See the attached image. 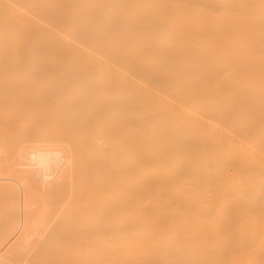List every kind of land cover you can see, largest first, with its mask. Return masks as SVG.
Wrapping results in <instances>:
<instances>
[{
    "label": "bare ground",
    "instance_id": "1",
    "mask_svg": "<svg viewBox=\"0 0 264 264\" xmlns=\"http://www.w3.org/2000/svg\"><path fill=\"white\" fill-rule=\"evenodd\" d=\"M0 59L9 62L1 60L5 64L2 68L8 70V65L14 64L19 73L27 67L26 64L31 69L35 67L36 74L40 76L44 69L38 70L37 67L49 65L46 70L56 67L53 69L56 71L55 77L49 75V69L43 72H48L46 76L51 77L40 79H43L46 87L51 83L49 89L55 87V92L52 89L49 92H60L56 93L57 98H53V101L51 99L52 102L46 98L49 105L55 101L50 105L51 108L46 104L53 113L52 117H48L50 120L45 119L47 124H44V120L38 121L36 117L38 125L33 117L35 122L32 123L40 126L41 122L43 127L50 124L54 127V124L57 130L53 132L54 135L51 133V140L50 134L45 137L42 127L38 129L40 133L37 130L35 136L33 134L41 140L24 158L27 163L21 164L23 175L13 176L15 171L11 170L13 166L8 169V162L16 155V151L13 153L10 149L12 151L7 153V146L5 148L1 145L9 160H4L3 154L4 158H0V161L2 165L4 161V167L8 165L6 170L12 171V177L10 174L5 177L8 174H4L7 172L4 169V175L0 173V188L1 185L18 183L27 189L28 180H34L39 188H48L50 193L55 191L52 194L48 192L49 196L43 195L51 199H58L56 193L64 191H67L64 192L65 202L70 200L69 203L73 204L76 197H82V203L80 198L76 200L79 203L74 202L73 211L69 209L72 204L66 205L61 199L62 204L59 199L52 200V211H55L57 218L65 221L81 210L86 213L93 197L101 196L103 204L109 203L107 207L110 208L107 210H112L114 214L109 211L108 214L114 216L117 220L114 225L117 223L116 228H119L117 264H264V212L261 211L264 204L261 206V200L252 199L257 194L259 199L264 200V0H0ZM10 59L28 61L13 62ZM45 59L78 61H41ZM58 67H62V70ZM31 69L27 80L39 76L35 73L31 76ZM1 74L2 79L6 74ZM3 82L4 79L0 81L4 86ZM8 84L4 86L5 93L13 87L10 88ZM0 86L3 90V86ZM18 88L20 91L22 87ZM29 91L33 93V90ZM29 93H26L28 97ZM7 95L11 94H6L5 99L2 92L0 94L1 101L7 100L3 101L7 105L0 103L4 108L11 106L9 101H15V98L12 99L14 93L12 96ZM17 95L21 96V93ZM22 98L18 100L20 102H15L17 106L22 109L25 108L24 103V106H30L28 101L22 100L23 103ZM34 100L41 101V98L38 100L34 97ZM41 110H44L45 115L49 109ZM23 112L27 113L26 108L21 111L22 120L17 128L22 127L25 120L26 124L29 122L27 125L30 124L27 117L29 114L26 116ZM6 113L9 112L6 110ZM10 113L1 116L0 120L5 116L10 120ZM33 113L32 116L36 114ZM60 122L65 127L64 132L63 127H60L62 131L58 128ZM3 128L7 136H2L4 130L0 128L3 130L0 143L9 138L7 127ZM41 131L44 133L43 138ZM61 132L64 133V139ZM90 133L93 139L89 137ZM13 136L15 134H10L11 138ZM78 141L83 143L81 148L86 144L87 148L83 149L87 152L89 150V153L78 148ZM14 143L11 140L8 145H18ZM79 149L85 152L86 161L92 160L97 153L106 152V158L103 153V156L99 154L95 157L100 161L95 164L98 163L99 167L95 168H98L96 173L90 168L93 166L92 161L89 167L84 162L87 165L85 168H89L87 171L91 170L89 173L81 169L77 172L75 164L83 157L78 156ZM18 167H21L20 164ZM235 167L240 171V177H235L237 182L233 180L235 174L228 170ZM94 173L97 175L96 181L92 179ZM90 178L94 184L97 182L95 187L93 183L90 184ZM61 187L67 189L57 192ZM4 202L0 203V210L6 214V210L1 208ZM59 204L68 208L63 205V210H59L62 213L56 214V208L61 207ZM76 204H82L81 210ZM106 205H103L104 211ZM84 207L87 209L84 210ZM255 212L262 215L259 214L257 218L253 214ZM49 213L36 218L34 224L30 221L33 218L27 217L32 223H25V229L22 227L20 233L10 227L4 228L0 253L1 250L4 252L9 249L12 259L9 252H2L4 256L0 254V261L3 260L1 264H11L13 262L10 260L17 259L15 257L19 254L22 256L33 232L34 239L38 235V244L50 239L48 233L53 230V222ZM68 223L64 222L63 227L70 225ZM28 224L31 229H26ZM9 229L14 242L8 234ZM29 229L32 234L29 233V239L24 241L27 246H19L22 239L16 245L18 235L21 232L25 235L24 230ZM109 231L106 233L110 235ZM109 235L106 237H111ZM8 238L12 244L9 243L11 246L4 249ZM49 239L50 245L47 243V248L54 244ZM83 240L82 236L80 241ZM100 240L106 242L107 239L104 237ZM15 245L21 249H17L19 252L15 251L14 256L11 249L14 250ZM78 245L74 243L73 247L68 246L72 247L69 252L72 251L74 255L76 252L73 250L77 251L79 258L86 253L85 258L89 256L91 252H87V247L85 253V250L81 251L82 245V248ZM102 245L97 250L102 251ZM106 246L112 247V243ZM46 250L43 254L35 250L34 255L39 254L37 258L42 264H51L44 259L46 254L54 260L52 264L58 262V259L55 260L58 254H54L58 251L50 255V249ZM26 251L28 249L25 255ZM27 254L28 257L32 256ZM94 254L97 255V252L93 251L91 256ZM100 254L97 255L99 261L95 255L87 260L96 261V258L97 264L104 262ZM18 259L14 264H26ZM106 260L104 263H107ZM34 264L39 262L35 261Z\"/></svg>",
    "mask_w": 264,
    "mask_h": 264
},
{
    "label": "rangeland",
    "instance_id": "2",
    "mask_svg": "<svg viewBox=\"0 0 264 264\" xmlns=\"http://www.w3.org/2000/svg\"><path fill=\"white\" fill-rule=\"evenodd\" d=\"M1 60H2V62H5L6 60H4L3 61V59H0V66H1V68L3 67V66H5V64L3 63L2 64V62H1ZM7 60H9V59H7ZM10 60H12L13 62L14 61H18V62H20V61H28L27 59L25 60H22V59H20V61H19V59H10ZM35 60V59H34ZM34 60H32L31 62H33ZM12 61H10L11 63H12ZM30 61V60H29ZM38 61V60H37ZM36 61V62H37ZM41 61H45V62H49V61H78V60H66V59H55V60H41ZM7 63H9L8 61H6ZM5 62V63H6ZM35 62V61H34ZM24 64H25V62H24ZM24 64H23V67H24ZM9 67L7 68L8 70H5V68H2V70L4 69V72H1L2 70L0 69V74L1 73H4V75H5V77H2V79H1V77H0V81H3V79H4V82H5V80L7 79V83H9L8 84V86L10 87V86H13L12 88H11V90L9 89V88H7V89H9L10 90V92H8V93H10L11 95H7V96H12V93H14V95H13V97H12V99L13 98H15V101L13 100V102H8V103H10L9 105H11V106H5V108L4 107H2V105H0V108H1V110H0V118H1V116H4V114L6 115L7 113H6V110H7V112H12V113H10V115H11V118L13 119V120H11V118H10V120H8V119H6V118H8L7 116H5V117H2V120H0L1 122H0V124L1 125H3V127H7V129L8 130H6V132H9V138H6L5 139V141H4V143H3V141L0 143V148L2 149L3 147H5V146H7V149H6V151H7V153H8V151L10 150V149H12L13 150V153H14V151H16V155L14 154V156H12L11 158H10V160L12 161V158L13 157H15L14 159H13V161L11 162V161H7L8 163H10V164H8L10 167H8V165H7V167H8V169L9 168H12V166H13V169H11V170H13V171H15V172H13V176H20V175H23L22 174V172H21V170H23V166L21 165V164H25V163H27V160L26 161H24V158H26L27 157V155H28V152L36 145V144H38L39 143V141L41 140L40 139V137H38L37 138V135H36V137H34L35 136V132H37V130L40 128L41 129V127H42V130L44 131V133H45V137H47L49 134H50V136H49V138L50 137H53V136H51L52 134H53V132H56V128H55V125L53 124V126L54 127H52V125H51V127H50V125L49 126H47V127H43L44 126V124H47V122L45 121V119L46 120H50V119H48V117L51 115V117H52V114L53 113H51L52 111H51V107H50V105H52L53 103H55V101L51 104L50 103V105H49V103L47 102V100H46V98H49L48 100L49 101H51V99H52V101L55 99V98H57V94H60V92L59 91H57L55 94H56V97H55V94H54V92L56 91L55 90V87H53V88H51L50 87V89H52V90H54V92L53 91H48V90H50L49 89V85L51 84L50 82L48 83V81H46V83H48L47 85V87H48V89H47V87L44 85V81H43V79H45V76H46V74H48V72L46 73V72H43V71H47V70H51L52 69V72L49 70V73H51V74H49V75H51L52 77H55V72L56 71H54L55 69L54 68H56V67H51V68H49V69H47L46 70V68H48V66L49 65H47L46 67H45V65L44 66H42V67H37V69L39 70V69H44V70H40L42 73V75L40 76L39 74H36L37 73V71L35 72V70H34V68H33V66H32V69H31V67L29 66V65H25V66H27V67H25V68H23L24 70H20V73L22 74V72L24 73V75L22 76V75H20V73H19V71H18V68H16V66L14 65V64H12V65H8ZM21 66V65H20ZM6 67H7V64H6ZM13 67H15V68H13ZM17 67H19V66H17ZM27 68V69H26ZM31 69V71H33L32 73H31V76H33L32 74H34L35 73V75H39L38 77H36V79H34V77L33 78H31L30 77V79H28L27 80V77L29 78V76H30V74H29V70ZM58 68H60V70H62V67H58ZM54 69V70H53ZM57 69V68H56ZM64 69V68H63ZM9 70H11V72H9ZM14 70V71H13ZM26 70V71H25ZM59 70V69H58ZM22 71V72H21ZM54 72V73H53ZM8 73L10 74V76L8 75ZM45 73V74H44ZM28 74H29V76H28ZM54 74V75H53ZM2 75V74H1ZM3 75V76H4ZM44 75V76H43ZM7 76V77H6ZM51 76H46V78H50ZM43 78L42 80L40 79V78ZM10 78V79H9ZM15 81H14V80ZM18 79H20L21 81H19ZM31 79H33V82H31L32 80ZM40 79V80H39ZM14 81V82H12V81ZM47 80V79H46ZM54 79H52V80H50L49 79V81H53ZM10 81V82H9ZM17 81H19V82H21L22 83V81L26 84L25 86H24V83H22V85H20V83L18 82V84H17ZM38 81V82H37ZM55 81V80H54ZM3 82V83H4ZM5 82V84L7 85V83ZM30 82V84H28V83ZM33 83H34V85H33ZM36 83V84H35ZM2 86H3V84L2 83H0ZM5 84H4V86H5ZM15 84V85H14ZM38 85H40V86H38ZM4 86H3V90L1 89L0 90V94H1V92H2V96H4L5 97V95L6 94H8V93H5L6 92V90L4 89ZM8 86H6V87H8ZM19 88H18V87ZM31 88H30V87ZM24 89V90H22V88ZM32 87H33V89H32ZM17 88L18 89H20V91H18L17 90ZM5 90V91H4ZM13 90V92L11 93V91ZM29 90H33V93H34V91L36 90V91H38L37 93H39V96H40V98H41V101L39 100L40 98H39V96H38V94L36 93V91H35V94L34 95H31V94H33V93H29L30 91ZM49 92H47V91ZM15 91H16V93H15ZM21 93V96L20 95H17V94H20ZM28 92L29 93V95L31 96H29L28 97V95L26 94V93ZM5 93V95H3ZM47 95H49V96H47ZM52 93L54 94V96L52 95ZM37 94V96H35ZM25 95H27V96H25ZM46 95V96H45ZM20 96V97H19ZM33 96V97H32ZM1 97V96H0ZM19 97V98H18ZM21 97H23L22 99H21V101L23 100V101H28L27 103L30 105V106H32V107H30V106H24V104H23V108L25 107L26 108V114H29L28 116L25 114V112H23V115L25 114L27 117H28V121L30 120V124L29 125H27L26 124V118L24 117V116H22V118H25L24 120H25V122H22V123H25V124H23V126L21 127L20 126V128H17V126H19V124L18 123H20L19 121H20V116L22 115L21 114V111H25V108L24 109H22V108H20V107H18L17 106V104L16 103H18V102H20V101H18ZM25 97V98H24ZM34 97H35V99H38L39 101H37V100H34L35 101V103H34V101H33V99H34ZM38 97V98H37ZM51 97V98H50ZM3 98V97H2ZM11 98V97H10ZM32 98V99H31ZM54 98V99H53ZM1 99V98H0ZM5 99H7V97H5ZM12 99H10V100H12ZM31 99V100H30ZM8 100H9V97H8ZM3 101H7V100H3ZM3 101H1L0 100V103L2 102L3 104H5ZM37 101V102H36ZM51 101V102H52ZM16 102V103H15ZM22 102H21V104H22ZM1 103V104H2ZM12 103V104H11ZM40 103L41 104H43V105H40ZM20 104V105H21ZM46 104H48L49 105V107L50 108H48L47 107V105ZM5 105H7V104H5ZM19 105V104H18ZM19 105V106H20ZM26 105V104H25ZM34 105H35V107H34ZM4 106V105H3ZM22 106V105H21ZM45 106H46V108H45ZM38 107V108H37ZM39 107H40V109H39ZM10 108V109H9ZM27 108H30L29 110L27 109ZM32 108V109H31ZM33 108H35V109H33ZM39 109V111L37 110V109ZM41 108L42 109H49V110H46V111H48L49 113H51V114H49L48 112H46V114L44 115L43 114V112H44V110H41ZM5 109V110H4ZM21 110V111H20ZM30 110H31V112H30ZM33 110H35V113L37 114H35V113H33L34 111ZM3 111L5 112V113H3ZM40 111H42V113L40 112ZM2 112V113H1ZM8 113V114H9ZM32 113H33V115L34 116H32ZM7 114V115H8ZM41 114V116H38V115H40ZM43 116V118H38V117H42ZM10 117V116H9ZM33 117H35L34 119L36 120V117H37V119H39L38 121H45L44 122V124L42 125V123L40 122V126H38L39 125V122H37V120H36V122L38 123V125H37V123H32V121L33 122H35V120H33ZM6 119V120H5ZM52 119V118H51ZM22 120V119H21ZM2 121H4V122H2ZM11 122V123H10ZM13 122V123H12ZM4 123H6V125L4 124ZM34 124V125H32V124ZM14 124H15V126H14ZM62 124V122H60V124H58V125H60L59 127H58V125H56V127H58L59 128V130L60 131H62L61 129H62V127L64 126V125H61ZM0 125V128H2L3 130H4V128L2 127ZM11 125H13V127H15V128H17V129H15V128H13L12 129V126ZM22 125V124H21ZM26 128H25V127ZM33 126H36L35 128L33 127ZM91 126V125H90ZM10 128V130H9V128ZM29 127V128H28ZM60 127H61V129H60ZM92 127V126H91ZM37 128V129H36ZM45 128H46V130H45ZM48 128V129H47ZM64 128L65 127H63V131L62 132H64L65 130H64ZM81 128H82V125H81ZM2 129H0V140L2 139V136H7V133H5V130H4V134L2 135V133L1 132H3V130ZM19 129H22L23 130V132H24V130H25V134L20 130L19 131ZM31 129V130H30ZM53 129H55V131L53 130ZM17 130V132H14V131H16ZM28 130V131H27ZM49 130L51 131V132H49ZM39 131V133H40V130H38ZM43 131H41L42 133H41V136H42V134H44L43 133ZM47 131V132H46ZM21 132V133H20ZM62 132H61V137L64 139L65 137H63L64 136V133L62 134ZM16 133H17V135L18 136H16ZM38 133V136L40 135ZM48 133V134H47ZM52 133V134H51ZM10 134H11V136H12V134L14 135L15 134V137H17L18 139L16 140L15 139V137L14 138H11L10 137ZM29 134V135H28ZM33 134H34V136H33ZM2 135V136H1ZM27 135H28V138H29V140L27 141L26 139V137H27ZM32 135V137H30ZM47 135V136H46ZM54 135V134H53ZM92 135V133H90V135H89V137H93V136H91ZM94 136H95V134H94ZM34 137V138H33ZM44 137V139H47V138H45ZM31 138V139H30ZM42 138H43V136H42ZM89 139V142H91L90 140H92V139ZM43 139V140H44ZM52 138H50V140H51ZM4 140V139H3ZM7 140H9V141H7ZM12 140V143H14V140H15V143L16 144H18L17 146H15V145H13V144H11V145H8V142H10ZM31 140H32V144H31ZM48 140V139H47ZM6 141H7V145H5L6 144ZM29 141H30V143H29ZM79 141H81V140H79ZM79 141H78V144H79V146H78V148H81V146L83 145V143H79ZM82 142V141H81ZM85 142L87 143L88 142V140H85ZM89 142H88V144H89ZM14 143V144H15ZM1 145H4L3 147L1 146ZM81 145V146H80ZM90 145V144H89ZM14 146V148H12V147ZM91 146V145H90ZM90 146H88V147H90ZM20 147V148H19ZM84 147H85V149L87 148V146H86V144H84ZM83 147V148H84ZM6 148V147H5ZM83 148H81V151H85L86 153H89V150H88V152H87V150H84ZM92 148V147H91ZM1 149H0V151H1ZM12 150H10V151H12ZM20 150V151H19ZM3 151V152H2ZM2 151H1V153H2V155H0V158H1V160H3V158H4V156H5V158H4V160L5 159H7V160H9V156L6 158V156L8 155V154H4L5 153V151L2 149ZM22 152V153H19V152ZM80 151V149H79V151L77 150V153H78V156L79 155H83V157L82 156H80V157H82V159L80 158V157H78V158H80V160H78V161H80V162H78V163H76L75 165H76V167L75 168H77V172L79 173V171H80V169L81 170H83V171H85V172H90L91 170H88L87 171V169H89V168H85L88 164L90 165V161H92L93 162V164L91 163V165H93V166H91L90 168L92 169L93 168V170H95L94 172L96 173V170H98V163H100V161L99 160H97V158L95 159V157H97V156H100L101 154L100 153H97L96 155L97 156H93L94 157V161H93V157L91 158L92 160H89L90 158H88L87 160H89V161H86V158H84V156H85V152H81ZM90 152H92L91 150H90ZM95 152V151H94ZM0 153V154H1ZM10 153V152H9ZM13 153H10L11 155L13 154ZM82 153V154H81ZM93 153V152H92ZM96 153V152H95ZM3 154H4V156H3ZM9 154V155H10ZM17 154H19V155H21V159H20V156L18 155L17 156ZM100 154V155H99ZM104 154V153H103ZM103 154L101 155V156H103ZM105 154H106V152H105ZM104 154V156L103 157H105L106 158V155ZM10 155V156H11ZM2 156V157H1ZM23 156H25V157H23ZM83 158H84V160H83ZM98 158H100V157H98ZM23 159V160H22ZM17 160H19L18 162H19V164H20V168L18 167V165H17ZM22 160V161H21ZM100 160H102L103 161V158L101 157V159ZM81 161H83V162H81ZM99 161V162H98ZM102 161H101V164H102ZM3 162V165H2V163H1V161H0V164L3 166V168L1 167V165H0V167H1V170H2V172L0 171V173H2V175H4V174H8V175H4L5 177L6 176H10L11 175V177H12V174H11V172L12 171H9V170H6L7 169V167H4V161H2ZM6 162V161H5ZM6 162V163H7ZM84 162H87V163H85V164H87V165H85L84 164ZM96 162H98L97 163V165H95L96 164ZM104 162H105V159H104ZM13 163V164H12ZM89 165H88V167H89ZM103 165V164H102ZM6 166V165H5ZM15 166H17V167H15ZM79 166V167H78ZM101 166V165H100ZM25 167V166H24ZM96 167H98L97 169H95ZM229 167H231V166H229ZM18 168V169H17ZM83 168V169H82ZM85 168V169H84ZM236 168V167H235ZM235 168H228V170H229V172H233L234 174H235V176L233 177V180H235L236 182H237V179H238V177H240V171L236 168V170H235ZM5 169V171H9L8 173L6 172V173H4V170ZM16 169V170H15ZM93 170H92V173H93ZM234 170V171H233ZM18 171V172H17ZM21 172V173H20ZM4 173V174H3ZM17 173V174H16ZM94 173V174H95ZM10 174V175H9ZM15 174V175H14ZM93 174V175H94ZM96 177H97V175L95 174V177L93 176V178L92 179H94L95 181H96ZM235 177H237V179H235ZM19 178V177H18ZM90 180H91V178H90ZM29 182H27V183H29V184H27V189L26 188H24V187H22L20 184H18V183H16V184H13V183H11V182H9V183H11V184H7V185H5V186H3L2 187V185H1V188H0V199L1 198H3L2 200H0V203H2V202H4L3 204H4V206H3V204H1L3 207H1L2 208V210H6V214L4 213V212H1V210H0V216H2V221H0L2 224H1V226L3 225V227L1 228L0 227V249H1V241H3V236L4 235H2L3 233H5V232H2L3 230H5L4 228H9L10 227V229H13V230H17L16 232H18L19 230H23V226H24V224L25 223H32V222H30V221H33V224L35 223L34 221H36V218H40V217H43V216H46V215H48V213H49V210H50V212H51V218H52V222H53V224H52V226H53V230L52 231H50L49 233H48V237L50 236V239L48 238V237H46V238H48L49 240H50V242H51V244H52V242H54V246L52 245L51 246V248H50V246L47 248L46 246V244L47 243H49L48 242V239H46L42 244H38L37 242H38V240H37V236L38 235H36L35 237V239H34V235H35V232H33V234H32V231L30 232V229H31V225H27L28 227L26 228V229H28V228H30L29 229V231L28 230H24V231H26V232H24V234L26 235V233H27V235L25 236V235H23L22 234V232H21V234L23 235V236H21L20 237V235L21 234H19L17 237H18V239H16V242H15V244L17 243V241H19V242H22V240H23V242L22 243H19V246H27L25 243H24V241H25V239L27 238V239H29V238H31V239H33L32 241H31V239H29V243H28V245L29 246H27L26 247V249L25 250H27L28 249V252L27 253H29V256H30V254H32V256H35V258L34 257H32V256H30V257H32V259L31 260H29V258L30 257H28V254L26 253V255H25V250H23V254H22V256H20L21 254H19V256L21 257V258H19V256L18 257H15V258H19L18 259V261H24L26 264H34V262L36 261V262H39V264L41 263L40 262V260H39V258H37V255L39 256V254H36V255H34L35 254V250H38V252L40 251L39 249H41V252H39V253H42L44 250H49L50 249V255L51 254H53L54 253V251H58V253H54L55 255L56 254H58V255H56L55 256V260H57L58 259V262H54V264L56 263V264H87L88 262V264H97V262L100 260V257H97V255L98 254H100V253H102V258H103V260H104V262H105V260H106V258H108V256L111 258H108L107 260L109 261V263H108V261L106 260V262L107 263H104L103 261H101V262H103V263H101V262H99L100 264H117L118 263V250H117V238H119L118 236H117V229L119 230V228L117 227L116 228V225H117V223H115V225H114V222L116 221L117 222V220H115L114 219V216L112 215V214H108L109 212L110 213H113L112 212V210L110 211V210H107L108 208H110V207H107V205L109 204H103V202H102V200H101V196L100 197H93V200H91V204L89 203L88 205H89V210H91L89 213L90 214H88V211L89 210H85V209H87V204H86V206L87 207H84L83 209L85 210V212L87 213H84V211L83 210H81V207H80V205L82 206V204H76V205H78L79 206V208H80V210L81 211H83L82 213H81V211L79 212V213H81V215L78 213V214H75L74 215V213L76 212V210L77 209H79V208H77L75 211H74V213L72 214V212L71 211H73L74 210V202H77L76 200H77V198H78V200H79V198H80V202L83 200L82 199V197H76V200H74V202H73V204L72 203H69V197L67 198L69 201H66L65 202V198H64V196H65V194H64V192H67V191H64V188L62 189V187L59 189V190H57L56 188H55V190H57V192L58 191H61V190H63L64 192H59V193H56V196H57V198L60 200H64V202L66 203V205H73V206H71L72 208H69V209H71V214L72 215H74V216H72L71 217V215H70V217H68V219L66 220L67 222H69L70 223V225H66L65 226V224H64V226H65V228L67 227V226H70V228L69 227H67V229H65L64 227H63V223L64 222H66L65 220H61V219H59V217L57 218L56 216L57 215H55L54 213H55V211L53 212L52 210V200H57L58 201V199H56V198H54L53 197V199H51L50 197H47V196H43L44 194H47L48 196H49V194H52L53 192L55 193V191L53 190V192L51 191V193H50V191H48V190H50V189H48V188H46V189H43L42 187V189L41 188H39V185H38V183L36 182V181H34V180H28ZM32 183H31V182ZM94 181V182H95ZM234 181V182H235ZM255 182V181H254ZM7 182H5V184H6ZM93 183V181L91 180V182H90V184H92ZM97 184V182H95V184L93 183L92 185L95 187V185ZM255 184V183H254ZM23 186H25L26 187V185L24 184ZM64 186V185H63ZM31 187L33 188V189H31ZM93 187V188H94ZM92 188V186L89 188V189H91ZM104 188H105V186H104ZM39 191H38V190ZM67 188H65V190H66ZM106 189V188H105ZM42 190H43V192H42ZM92 190H94V189H92ZM26 191H29V193L28 192H26ZM33 192H35V195H33L34 193ZM40 192V193H39ZM48 192H49V194H48ZM25 193H27L28 194V196L25 194ZM64 194V195H62V194ZM254 193H255V191H254ZM263 194H264V191H263ZM59 195H61V196H59ZM220 195H222L221 193H220ZM256 195V196H255ZM50 196H52V195H50ZM54 196H55V194H54ZM55 196V197H56ZM250 197V196H249ZM252 197V196H251ZM257 194H254V196L252 197V199L254 200V199H256V200H261V206L264 204V200L262 201V198H260L259 199V197H257ZM263 197V196H262ZM72 198H74V197H72ZM264 198V197H263ZM5 199H8V200H5ZM71 199V198H70ZM75 199V198H74ZM61 200H60V203L62 204V202H61ZM73 200V199H72ZM79 201L77 202V203H79ZM84 201V200H83ZM54 202V201H53ZM67 202L69 203V204H67ZM112 202V201H111ZM110 202V203H111ZM10 203V204H9ZM64 203V204H65ZM82 203V202H81ZM83 203H85V202H83ZM61 204H59V205H61ZM63 204V205H64ZM39 205H41V206H39ZM58 205V204H57ZM63 205H61V207L60 208H62L63 207ZM85 205V204H84ZM103 205H106V209H105V211H104V209H103ZM112 207H113V202H112V204H110ZM109 205V206H110ZM56 206V205H55ZM65 206V205H64ZM77 206V207H78ZM7 207H9V208H7ZM37 207V208H36ZM44 207H45V209H44ZM57 207V206H56ZM68 208V206H65V208ZM99 207V208H98ZM7 208V209H6ZM39 208H41L40 210H39ZM48 208V209H47ZM60 208H56V209H58V211L56 212V214L59 212V210L61 211V210H63V208L62 209H60ZM75 208H76V206H75ZM105 208V207H104ZM258 208H260V206L258 207ZM262 208V207H261ZM260 208V209H261ZM36 209V210H35ZM47 209V210H46ZM260 209H258V210H260ZM263 209H264V205H263V208H262V212H264L263 211ZM35 210V211H34ZM94 210H95V212H94ZM45 211H47V212H45ZM103 211L105 212V213H103ZM107 211V212H106ZM109 211V212H108ZM257 211V210H256ZM64 212V211H63ZM77 212H78V210H77ZM101 212V213H100ZM3 213L5 214L4 216H5V218H3ZM59 213H62V212H59ZM65 213V212H64ZM62 214V215H64L65 216V218H66V214H67V212H66V214ZM46 214V215H45ZM114 214V213H113ZM254 215H255V217H259V214H260V212L259 213H253ZM49 215V216H50ZM61 215V214H60ZM96 215V216H95ZM253 215V216H254ZM262 214H260V216H261ZM263 215H264V213H263ZM32 217L33 219L31 220V218L30 217ZM35 216H37V217H35ZM40 216V217H39ZM59 216V215H58ZM67 216H69V215H67ZM27 217H28V219L30 218V221H28L27 220ZM74 217V218H73ZM254 217V218H255ZM1 218V217H0ZM64 218V219H65ZM70 218V219H69ZM115 218H116V216H115ZM253 218V219H254ZM62 219H63V217H62ZM104 219V220H103ZM256 219V218H255ZM49 220H50V217H49ZM136 221V220H135ZM141 221H143V220H139L138 222H141ZM68 223V224H69ZM23 224V225H22ZM32 224V225H33ZM92 224V225H91ZM26 225V224H25ZM23 227V228H22ZM26 227V226H25ZM33 228H34V226H32ZM64 228V229H63ZM10 229H9V231H8V234H9V232H10ZM25 229V228H24ZM94 229V230H93ZM104 229L106 230V232H108V230H110L109 232H110V235H109V233H106L105 231H104ZM256 229H258V226H256ZM6 230H8V229H6ZM33 231H34V229H33ZM135 231V230H134ZM13 232V231H12ZM12 232H11V234H12ZM103 232V233H102ZM18 233H20V231L18 232ZM18 233H16V234H18ZM29 233H30V235H31V237H29L30 235H29ZM91 233V234H90ZM106 235H105V234ZM112 233V234H111ZM15 234V233H14ZM102 234H104V235H102ZM107 235H109V236H111V237H106ZM6 236H8V235H6ZM9 236L10 237H12V241H13V234H12V236L9 234ZM8 236V237H9ZM32 236H33V238H32ZM82 236H83V238H84V240H83V242L82 241H80V239L82 240ZM101 236V237H100ZM107 239L106 240V242H108V243H106L104 240H100V239H103L104 237ZM113 236V237H112ZM116 236V237H115ZM2 237V238H1ZM16 237V236H15ZM29 237V238H28ZM20 238V239H19ZM24 238V239H23ZM45 238V237H44ZM89 238H92V240L90 239V241L88 240ZM94 238H97V239H94ZM109 238H112V240L111 239H109ZM115 238V239H114ZM6 238H4V240H5ZM9 239V241H5V244H6V246L4 245V243H3V245L5 246L4 247V249L6 248V249H8V247L9 246H11L9 243H11L12 244V241H11V239L10 238H8ZM22 239V240H21ZM77 239H78V242H77ZM88 241H87V240ZM34 240H35V243H34ZM72 240H74L73 242H72ZM96 241L97 240V242H94V241ZM101 242H100V241ZM110 240V241H109ZM41 241H43V240H41ZM93 241V242H92ZM103 241H104V243H103ZM14 242V241H13ZM32 242L35 244H32ZM39 242H40V240H39ZM88 243V246H86L87 245V243ZM90 242V243H89ZM141 242H143V241H141ZM74 243H75V246H76V244L78 243L79 245H78V247L80 246V248H82L83 247V249H81V251H84L85 250V253H86V250H87V252H91V253H89V256H87L86 258H85V256H86V254L85 255H82V256H80V258L82 257V261H80L79 259V255L77 256L76 255V253H77V251H74L73 250V252H76L74 255L72 254V251H70L69 252V250H71V248L73 247V245H74ZM98 243H100V244H98ZM112 243V247H107L106 245H110ZM9 244V245H8ZM36 244H38V245H41V246H36ZM45 244V245H44ZM56 244V245H55ZM73 244V245H72ZM82 245V247H81V245ZM94 244V245H93ZM96 244H98L97 246H96ZM102 244H104V245H102ZM106 244V245H105ZM17 245V244H16ZM16 245H15V249L13 250V248L11 249V252H13V254L15 253V251L18 249V248H16ZM32 245V246H31ZM36 246V247H34V246ZM48 245H50V243L48 244ZM99 245H102V247L103 248H101L102 249V251L101 250H97V249H99L101 246H99ZM14 246V245H13ZM68 246H72V247H70V248H68ZM105 246V247H104ZM18 247V246H17ZM40 247V248H39ZM52 247H54V248H52ZM57 247V248H56ZM78 247H77V250H80V249H78ZM87 247V249H85ZM11 248V247H10ZM30 248V249H29ZM32 248H33V250H34V248H35V250L33 251L32 250ZM42 248H43V250H42ZM106 250H105V249ZM114 248V249H113ZM19 249H21L20 247H19ZM18 249V250H19ZM53 249H55V250H53ZM56 249H58V250H56ZM74 249H75V247H74ZM92 249V250H91ZM114 250V253H113V250ZM13 250V251H12ZM22 250H20V251H22ZM29 250H30V252H29ZM46 250V251H47ZM52 250V251H51ZM107 252H105V251ZM31 251H32V253H31ZM93 251L94 252H97V255H93L94 257H96L97 259H98V261H97V259L96 258H94V260H96V261H89V260H91V258L93 257V256H91L92 254H93ZM101 251V252H100ZM2 252H3V250H1V253L0 254H2ZM5 253H8L9 252V255L10 254H12V253H10V250L8 249V251H4ZM3 252V253H4ZM16 252H19V251H16ZM37 252V253H38ZM45 252V251H44ZM43 252V253H44ZM51 252H53V253H51ZM111 252V253H110ZM4 253V254H5ZM21 253V252H20ZM42 253V254H43ZM48 253V252H47ZM79 253H81V254H83L82 252H79ZM78 253V254H79ZM104 253V254H103ZM108 253H110V254H108ZM116 253V254H115ZM18 254V253H17ZM46 254V253H45ZM53 254V255H54ZM80 254V255H81ZM106 254L108 255V256H106ZM112 254V255H111ZM3 255V254H2ZM9 255H6V256H8L7 258H9ZM101 255V254H100ZM104 255L106 256V258L104 257ZM4 256V255H3ZM14 256H15V254H14ZM14 256H13V258H14ZM41 256H43V255H41ZM44 256H46V258H44L47 262H50L51 264H52V262L54 261V260H52V258H50L49 257V254H46V255H44ZM58 256V257H57ZM70 256H72V257H70ZM74 256V257H73ZM76 256V257H75ZM0 257H2L1 255H0ZM52 257V256H51ZM79 259H78V258ZM116 257V258H115ZM10 258H11V255H10ZM9 258V259H10ZM28 258V259H27ZM53 258H54V256H53ZM73 258H74V260H73ZM87 258L89 259V260H87ZM1 259V258H0ZM9 259L7 260L8 262L7 263H9L10 261L11 262H13V263H11V264H14V263H17V259H13L14 261H16V262H14L13 260H10L9 261ZM12 259V258H11ZM33 259H34V261H33ZM36 259V260H35ZM41 259V258H40ZM43 259V258H42ZM48 259H50V261H48ZM69 259V260H68ZM113 259L115 260V261H113ZM44 260V261H45ZM76 260V261H75ZM79 260V261H78ZM93 260V259H92ZM102 260V259H101ZM117 260V261H116ZM3 260H1L0 262H2ZM33 261V262H32ZM83 261H85V262H83ZM88 261V262H87ZM6 261H4V263H5ZM73 262V263H72ZM75 262V263H74ZM81 262V263H80ZM111 262V263H110ZM112 262H114V263H112ZM3 263V262H2ZM43 263V262H42ZM41 263V264H42ZM44 263H46V262H44ZM98 263V264H99ZM1 264V263H0Z\"/></svg>",
    "mask_w": 264,
    "mask_h": 264
}]
</instances>
